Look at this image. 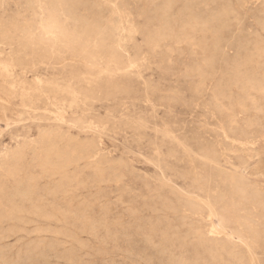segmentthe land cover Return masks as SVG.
Listing matches in <instances>:
<instances>
[{
  "label": "rangeland",
  "instance_id": "obj_1",
  "mask_svg": "<svg viewBox=\"0 0 264 264\" xmlns=\"http://www.w3.org/2000/svg\"><path fill=\"white\" fill-rule=\"evenodd\" d=\"M262 51L264 0H0V264H264Z\"/></svg>",
  "mask_w": 264,
  "mask_h": 264
},
{
  "label": "bare ground",
  "instance_id": "obj_2",
  "mask_svg": "<svg viewBox=\"0 0 264 264\" xmlns=\"http://www.w3.org/2000/svg\"><path fill=\"white\" fill-rule=\"evenodd\" d=\"M23 1H24V0H23ZM60 1H61V0H60ZM68 1H69V0H68ZM149 1H150V0H149ZM152 1H153V0H152ZM192 1H193V0H192ZM195 1H196V0H195ZM211 1H212V0H211ZM14 2H15V1H14ZM156 2H157V1H156ZM34 3H35V2H34ZM153 3H154V2H153ZM153 3H151V4H153ZM42 4H43V3H42ZM48 4H49V3H48ZM51 4H52V3H51ZM82 4H84V3H82ZM167 4H168V3H167ZM167 4H166V5H167ZM185 4H186V2H185ZM198 4H199V3H198ZM226 4H227V2H226ZM228 4H229V3H228ZM31 5H32V4H31ZM57 5H59V4H57ZM67 5H68V4H67ZM163 5H164V4H163ZM168 5H169V4H168ZM172 5H173V4H172ZM202 5H203V4H202ZM76 6H77V5H76ZM85 6H87V5H85ZM93 6H94V5H93ZM99 6H101V5H99ZM175 6H176V5H175ZM186 6H187V5H186ZM229 6H230V5H229ZM68 7H69V6H68ZM72 7H73V6H72ZM158 7H160V6H158ZM173 7H174V6H173ZM173 7H172V9H173ZM187 7H188V6H187ZM53 8H54V6H53ZM70 8H71V7H70ZM91 8H92V6H91ZM102 8H103V7H102ZM162 8H163V10H164V6H163ZM165 8H166V6H165ZM167 8H168V7H167ZM196 8H197V7H196ZM196 8H195V9H196ZM227 8H228V7H227ZM23 9H24V8H23ZM34 9H35V8H34ZM72 9H74V8H72ZM169 9H170V8H169ZM172 9H171V10H172ZM201 9H202V8H201ZM32 10H33V9H31V11H32ZM89 10H90V8H89ZM161 10H162V9H161ZM187 10H188V9H187ZM59 11H61V10L59 9ZM66 11H67V9H66ZM68 11H69V10H68ZM77 11H78V10H77ZM86 11L88 12L87 9H86ZM100 11H102V10L100 9ZM149 11H150V10H149ZM164 11H165V10H164ZM164 11H163V12L161 11V12H162L161 17H163V15H164L165 12H167V11L169 12L168 9H167L165 12H164ZM192 11H193V10H192ZM196 11H197V10H196ZM204 11H205V10H204ZM32 12H33V11H32ZM82 12H83V11H82ZM84 12H85V11H84ZM91 12H92V11H91ZM93 12H94V11H93ZM97 12H98V11H97ZM114 12H115V11H114ZM200 12H201V11H200ZM214 12H215V11H214ZM223 12H224V10H223ZM21 13H22V12H21ZM70 13H71V12H70ZM141 13H142V12H141ZM151 13H152V12H151ZM180 13H181V12H180ZM186 13H187V12H186ZM190 13H191V12H190ZM44 14H45V13H44ZM80 14H82V13H80ZM115 14H116V13H115ZM117 14H118V13H117ZM168 14H169V13H168ZM41 15H42V14H41ZM46 15H47V14H46ZM165 15H166V14H165ZM189 15H190V14H189ZM228 15H229V14H228ZM24 16H25V15H24ZM27 16H28V15H27ZM50 16H51V14H50ZM64 16H65V15H64ZM91 16H93V15H91ZM151 16H152V15H151ZM180 16H181V15H180ZM195 16H197V15H195ZM212 16H213V15H212ZM219 16H220V15H219ZM235 16H236V15H235ZM62 17H63V16H62ZM164 17H165V16H164ZM166 17H167V15H166ZM209 17H210V16H209ZM35 18H36V17H35ZM63 18H64V17H63ZM87 18H88V17H87ZM94 18H95V17H94ZM122 18H123V17H122ZM128 18H129V16H128ZM159 18H160V17H159ZM189 18H190V17H189ZM203 18H204V17H203ZM210 18H211V17H210ZM210 18H208V20H209ZM227 18H228V17H227ZM70 19H71V18H70ZM81 19H82V18H81ZM85 19H86V18H85ZM92 19H93V18H92ZM161 19H162V18H161ZM168 19H169V18H168ZM194 19H195V18H194ZM194 19H193L192 23H194ZM197 19H199V18H196V22H197ZM217 19H218V18H217ZM4 20H5V19H4ZM17 20H18V19H17ZM75 20H76V19H75ZM79 20H80V19H79ZM124 20H125V19H124ZM169 20H170V19H169ZM185 20H186V19H185ZM199 20H200V19H199ZM201 20H202V19H201ZM201 20H200V21H201ZM5 21H6V20H5ZM14 21H15V20H14ZM70 21H71V20H70ZM83 21H84V20H83ZM99 21L101 22V19H100ZM153 21H154V20H153ZM189 21H191V20H189ZM189 21L187 20V22H189ZM209 21H210V20H209ZM211 21H212V20H211ZM226 21H227V20H226ZM34 22H35V21H34ZM42 22H43V21H42ZM75 22H76V21H75ZM117 22H118V21H117ZM198 22H199V21H198ZM198 22H197V23H198ZM258 22H259V21H258ZM47 23H48V22H47ZM69 23H70V22H69ZM73 23H74V21H73ZM86 23H87V20H86ZM98 23H99V22H98ZM101 23H102V22H101ZM173 23H174V22H173ZM190 23H191V22H190ZM190 23H189V24H190ZM201 23H202V22H201ZM203 23H204V22H203ZM208 23H209V22H208ZM208 23H207V24H208ZM219 23H220V21H219ZM219 23H218V24H219ZM71 24H72V22H71ZM82 24H83V23H82ZM84 24H85V23H84ZM182 24H184V23H182ZM195 24H196V23H195ZM205 24H206V22H205ZM26 25H27V24H26ZM44 25H45V24H44ZM65 25H66V24H65ZM74 25H75V24H74ZM77 25H78V23H77ZM88 25H89V24H88ZM88 25H87V26H88ZM91 25H92V24H91ZM170 25H171V24H170ZM196 25H197V24H196ZM208 25H209V24H208ZM214 25H215V24H214ZM216 25H217V24H216ZM221 25H222V24H220V26H221ZM227 25H228V24H227ZM229 25H230V24H229ZM257 25H258V24H257ZM261 25H262V24H261ZM24 26H25V25H24ZM24 26H23V27H24ZM67 26H68V25H67ZM104 26H105V25H104ZM125 26H126V25H125ZM183 26H185V25H183ZM191 26L194 27L193 25H190V26L188 25V27H191ZM202 26H203V24H202ZM205 26H206V25H205ZM217 26H218V25H217ZM223 26H224V25H223ZM258 26H259V25H258ZM60 27H61V25H60ZM62 27H63V26H62ZM68 27H69V26H68ZM72 27H73V25H72ZM93 27H94V26H93ZM107 27H108V26H107ZM154 27H155V26H154ZM178 27H180V26H178ZM181 27H182V25H181ZM185 27H187V26H185ZM185 27H183V28H185ZM196 27H197V26H196ZM206 27H207V26H206ZM206 27H205V28H206ZM210 27H211V26H210ZM33 28H34V27H33ZM66 28H67V27H66ZM70 28H71V27H70ZM104 28H105V27H104ZM151 28H152V27H151ZM183 28H182V30H183ZM197 28H198V27H197ZM197 28H195L196 30H194V32L197 31ZM208 28H209V27H208ZM208 28H207V29H208ZM218 28L220 29L219 26H218ZM228 28H229V27H228ZM257 28H258V27H257ZM260 28H261V27H260ZM47 29H48V28H47ZM63 29H64V28H62L61 30L63 31ZM101 29H103V28H101ZM167 29H168V28H167ZM192 29H193V28H190V29H187V30H192ZM207 29H206V30H207ZM219 29H218V30H219ZM229 29H230V28H229ZM61 30H59V32H60ZM72 30H73V29H72ZM72 30H71V31H72ZM104 30H105V29H104ZM104 30H103V31H104ZM157 30H158V29H157ZM170 30H171V29H170ZM184 30H185V29H184ZM184 30H183V31H184ZM201 30H204V29H201ZM209 30H210V29H208L207 31H209ZM212 30H214V29H212ZM212 30H210V32H211ZM215 30H217V28H215ZM14 31H15V30H14ZM53 31H54V30H53ZM82 31H83V30H82ZM92 31H93V30H92ZM99 31H100V30H99ZM106 31H107V30H106ZM185 31H186V30H185ZM207 31H205V32H207ZM228 31H229V30H228ZM260 31H261V30H260ZM41 32H43V31H41ZM45 32H46V31H45ZM50 32H51V31H50ZM68 32H69V30H68ZM73 32H74V31H73ZM83 32H84V31H83ZM83 32H82V33H83ZM85 32H86V31H85ZM90 32H91V31H90ZM93 32H94V31H93ZM100 32H101V31H100ZM171 32H172V30H171ZM189 32H190V31H189ZM192 32H193V30H192ZM194 32H193V33H194ZM197 32L200 33V32H199V29H198ZM210 32H209V34L211 35ZM214 32H216L217 35H218V32H219V31H218V32H217V31H214ZM57 33H58V32H57ZM65 33H66V32H65ZM98 33H99V32H98ZM98 33H97V34H98ZM142 33H143V32H142ZM180 33L183 34L184 32L181 31ZM193 33H191V34L193 35ZM195 33H196V32H195ZM198 33H197V34H198ZM207 33H208V32H207ZM212 33H213V32H212ZM6 34H7V33H6ZM102 34H103V33H102ZM154 34H155V33H154ZM167 34H168V33H167ZM184 34H185V33H184ZM191 34H190V35H191ZM58 35H59V34H58ZM62 35H63V34H62ZM62 35H61V36H62ZM67 35H68V33H67ZM99 35H100V33H99ZM107 35H108V34H107ZM109 35H111V34H109ZM172 35H173V34H172ZM178 35H179V34H178ZM202 35H203V34H202ZM205 35H206V34H205ZM85 36H86V35H85ZM96 36H98V35H96ZM151 36H152V35H151ZM153 36H154V35H153ZM166 36H167V35H166ZM182 36H183V35H182ZM184 36H186V35H184ZM196 36H197V35H196ZM215 36H216V35L214 34V37H215ZM52 37H53V36H52ZM71 37H72V36H71ZM71 37H70V38H71ZM82 37H83V36H82ZM82 37H81V39H82ZM102 37H103V36H102ZM154 37H155V36H154ZM178 37L182 38L181 36H177L176 38H178ZM212 37H213V35H212ZM216 37H218V36H216ZM93 38H94V37H93ZM158 38H159V37H158ZM164 38H165V37H164ZM180 38H178V39H180ZM183 38H184V37H183ZM185 38H186V37H185ZM196 38H197V37H196ZM218 38H219V37H218ZM218 38H217V39H218ZM26 39H27V38H26ZM66 39H67V38H66ZM100 39H101V38H100ZM106 39H107V38H106ZM188 39H189V38H188ZM212 39H213V38H212ZM221 39H222V38H221ZM227 39H228V38H227ZM227 39H226V40H227ZM235 39H236V38H235ZM60 40H62V39H60ZM70 40H71V39H70ZM83 40H84V39H83ZM86 40H87V39H86ZM91 40H92V39H91ZM97 40H98V39H97ZM175 40H176V39H175ZM215 40H216V38H215ZM215 40H214V41H215ZM224 40H225V39H224ZM228 40H229V39H228ZM92 41H93V40H92ZM147 41H148V40H147ZM167 41H169V40H167ZM181 41H183V40H181ZM219 41H220V40H219ZM15 42H16V41H15ZM62 42H63V41H62ZM93 42H95V41H93ZM174 42H175V41H174ZM217 42H218V41H217ZM217 42H216V43H217ZM230 42H231V41H230ZM35 43H36V42H35ZM65 43H67V41H65ZM88 43H89V42H88ZM100 43H101V42H100ZM100 43H99V44H100ZM109 43H110V42H109ZM159 43H160V42H159ZM184 43H185V42H184ZM206 43H207V42H206ZM220 43H221V42H220ZM232 43H233V42H232ZM254 43H255V42H254ZM261 43H262V42H261ZM74 44H75V43H74ZM93 44H94V43H93ZM95 44H96V42H95ZM151 44H152V43H151ZM200 44H201V43H200ZM204 44H205V43H204ZM212 44H214V42H212ZM212 44H211V45H212ZM217 44H218V43H217ZM70 45H71V42H70ZM181 45H182V44H181ZM183 45H184V44H183ZM194 45H195V44H194ZM215 45H216V44H215ZM224 45H225V44H224ZM241 45H242V44H241ZM245 45H246V44H245ZM248 45H249V44H248ZM250 45H251V44H250ZM108 46H109V44H108ZM147 46H148V45H147ZM151 46H153V45H151ZM216 46H217V45H216ZM220 46H221V45H220ZM260 46H261V45H260ZM34 47H35V46H34ZM69 47H70V46H69ZM72 47H73V46H72ZM92 47H96V46L93 45ZM148 47H149V46H148ZM169 47H170V46H169ZM169 47H168V48H169ZM185 47H186V46H185ZM207 47H208V46H207ZM213 47H214V46H213ZM213 47H212V48H213ZM223 47H224V46H223ZM261 47H262V46H261ZM99 48H101V47H99ZM104 48H105V47H104ZM108 48H109V47H108ZM163 48H164V47H163ZM202 48H203V47H202ZM217 48L220 49L221 47H217ZM228 48H229V47H228ZM238 48H239V47H238ZM247 48H248V47H247ZM262 48H263V47H262ZM4 49H5V48H4ZM71 49H73V48H71ZM136 49H137V48H136ZM199 49H200V48H199ZM241 49H242V48H241ZM250 49H251V48H250ZM155 50H156V49H155ZM170 50H172V49H170ZM193 50H194V49H193ZM212 50H213V49H212ZM93 51H94V50H93ZM177 51H178V50H177ZM189 51H190V50H189ZM210 51H211V50H210ZM216 51H217V50H216ZM238 51H239V50H238ZM255 51H256V50H255ZM67 52H68V51H67ZM175 52H176V51H175ZM217 52H218V51H217ZM253 52H254V51H253ZM262 52H264V51H262ZM170 53H171V52H170ZM208 53H209V52H208ZM210 53H211V52H210ZM250 53H252V52H250ZM260 53H261V52H260ZM114 54H115V53H114ZM122 54H123V53H122ZM126 54H127V53H126ZM159 54H161V53H159ZM164 54H165V52H164ZM176 54H177V53H176ZM178 54H179V53H178ZM195 54H196V53H195ZM211 54H212V53H211ZM257 54H258V53H257ZM162 55H163V54H162ZM220 55H221V54H220ZM255 55H256V54H255ZM84 56H85V55H84ZM151 56H152V55H151ZM224 56H225V55H224ZM252 56H253V55H252ZM155 57H156V56H155ZM163 57H164V56H163ZM166 57H167V56H166ZM214 57H215V56H214ZM120 58H121V57H120ZM169 58H170V57H169ZM237 58H238V57H237ZM239 58H240V57H239ZM251 58H252V57H251ZM7 59H8V57H7ZM140 59H141V58H140ZM195 59H196V58H195ZM212 59H213V58H212ZM214 59H215V58H214ZM241 59H242V58H241ZM241 59H240V60H241ZM244 59H245V58H244ZM246 59H247V58H246ZM260 59H261V58H260ZM203 60H204V59H203ZM223 60H224V59H223ZM228 60H229V59H228ZM230 60H231V59H230ZM230 60H229V61H230ZM13 61H14V60H13ZM61 61H62V60H61ZM111 61H113V60H111ZM119 61H120V60H119ZM208 61H209V60H208ZM229 61H228V62H229ZM253 61H254V60H253ZM17 62H18V61H17ZM59 62H60V61H59ZM69 62H70V61H69ZM199 62H200V61H199ZM203 62H204V61H203ZM209 62H210V61H209ZM225 62H226V61H225ZM239 62H240V61H239ZM0 63H1V62H0ZM77 63H78V62H77ZM229 63H230V62H229ZM237 63H238V61H237ZM246 63H247V61L245 62V64H246ZM259 63H260V62H259ZM207 64H208V63H207ZM216 64H217V63H216ZM216 64H215V65H216ZM224 64H225V63H224ZM233 64H234V61H233ZM23 65H24V64H23ZM202 65H203V64H202ZM229 65H230V64H229ZM243 65H244V64H243ZM205 66H206V65H205ZM227 66H228V65H227ZM37 67H38V66H37ZM194 67H195V66H194ZM229 67H230V66H229ZM236 67H237V66H236ZM245 67H246V66H245ZM133 68H134V67H133ZM209 68H210V67H209ZM224 68H226V67H224ZM238 68H239V67H238ZM227 69H228V68H227ZM240 69H241V67H240L239 69H237V70L235 69V71H236V72L239 71V74H240ZM192 70H193V69H192ZM247 70H248V69H247ZM258 70H259V69H258ZM190 71H191V70H190ZM199 71H200V70H199ZM261 71H263V70H261ZM210 72H211V71H210ZM245 72H246V71H245ZM116 73H117V72H116ZM126 73H127V72H126ZM220 73H221V72H220ZM67 74H68V73H67ZM203 74H204V73H203ZM212 74H213V73H212ZM212 74H211V76H212ZM221 74H222V73H221ZM231 74H232V73H231ZM239 74H238V75H239ZM252 74H253V73H252ZM200 75H201V73H200ZM235 75H237V74H235ZM238 75H237V78L240 79V78L238 77ZM137 76H138V75H137ZM201 76H202V75H201ZM214 76H215V75H214ZM239 76H240V75H239ZM242 76H243V75H242ZM242 76H241V77H242ZM256 76H257V75H256ZM198 77H199V76H198ZM202 77H203V76H202ZM209 77H210V76H209ZM225 77H227V76H225ZM244 77H245V76H243V78H244ZM246 77H248V76L246 75ZM254 77H255V75H254ZM254 77H253V78H254ZM223 78H224V77H223ZM237 78H236V80H237V82H238L239 80H238ZM250 78H251V77H250ZM253 78H252V79H253ZM255 78H256V77H255ZM220 79H221V77H220ZM245 79H246V78H245ZM245 79H243V80H245ZM202 80H203V79H202ZM202 80H201V81H202ZM206 80H207V79H206ZM241 80H242V79H241ZM246 80L248 81L249 79H246ZM70 81H71V80H70ZM82 81H83V80H82ZM195 81H197V80H195ZM247 81H244V82H247ZM251 81H252V80H251ZM251 81H250V84H251L252 82H254L255 80H253L252 82H251ZM229 82L231 83V81H229ZM235 82H236V81H235ZM244 82H243V83H244ZM255 82H256V81H255ZM258 82H259V80H258ZM86 83H87V82H86ZM230 83H229V84H230ZM241 83H242V82H240V84H241ZM263 83H264V82H263ZM233 84H234V83H233ZM236 84L238 85V83H236ZM247 84H249V82H248ZM247 84H246V85H247ZM250 84H249V85H250ZM253 84H254V83H253ZM255 84H256L255 86H257V83H255ZM259 84H260V83H259ZM261 84H262V82H261ZM54 85H55V84H54ZM240 86L244 87L245 85H240ZM253 86H254V85H253ZM37 87H38V86H37ZM205 87H206V86H205ZM223 87H224V86H223ZM245 87H246V86H245ZM245 87H244V88H245ZM247 87H251V86H247ZM247 87H246L244 90H246ZM258 87H259V85L257 86V88H258ZM24 88H25V87H24ZM192 88H193V87H192ZM238 88H239V87H238ZM251 88H252V87H251ZM257 88H256V89H257ZM260 88H261V87H260ZM260 88H259V89H260ZM221 89H222V88H221ZM240 89H241V88H240ZM240 89H239V90H240ZM254 89H255V87H254ZM256 89H255V91H256ZM95 90H96V89H95ZM192 90H193V89H192ZM211 90H212V89H211ZM219 90H220V89H219ZM225 90H226V89H225ZM242 90H243V88H242ZM251 90H253V89H251ZM82 91H83V90H82ZM198 91H199V90H198ZM230 91H231V90H230ZM246 91H247V90H246ZM257 91H258V90H257ZM199 92H200V91H199ZM201 92H202V91H201ZM247 92H248V91H247ZM225 93H226V92H225ZM223 94H224V93H223ZM223 94H222V95H223ZM231 94H232V93H231ZM247 94H248V93H247ZM89 95H90V94H89ZM126 95H127V94H126ZM200 95H201V94H200ZM204 95H205V94H204ZM218 95H219V94H218ZM222 95H221V96H222ZM59 96H60V95H59ZM216 96H217V95H216ZM225 96H226V95H225ZM225 96H224V97H225ZM246 96H247V95H246ZM254 96H255V95H254ZM197 97H198V96H197ZM209 97H210V96H209ZM218 97H219V96H218ZM233 97H234V96H233ZM236 97H237V96H236ZM258 97H259V96H258ZM242 98H244V97H242ZM56 99H57V98H56ZM228 99H229V98H228ZM210 100H211V99H210ZM233 100H234V99H233ZM240 100H241V99H240ZM254 100H255V99H254ZM244 102H245V101H244ZM242 103H243V102H242ZM231 104H232V103H231ZM207 105H208V104H207ZM246 105H247V104H245L244 106H246ZM250 105H251V104H250ZM211 106H212V105H211ZM211 106H210V107H211ZM217 106H218V105H217ZM228 106H229V105H228ZM221 107H224V106H221ZM234 108H235V107H234ZM80 109H81V108H80ZM253 109H254V108H253ZM214 110H215V109H214ZM229 111H230V110H229ZM212 112H213V111H212ZM231 113H232V112H231ZM247 113H248V111H247ZM215 114H216V113H215ZM228 114H229V112H228ZM224 115H225V114H224ZM247 116H248V115H247ZM230 117H231V116H230ZM59 118H60V117H59ZM227 118H228V117H227ZM244 118H245V117H244ZM246 118H247V117H246ZM38 119H39V118H38ZM261 119H262V118H261ZM263 119H264V118H263ZM230 121H231V120H230ZM232 123H233V122H232ZM225 124H226V123H225ZM256 124H257V123H256ZM91 125H92V124H91ZM237 127H238V126H237ZM257 128H258V127H257ZM48 130H49V129H48ZM228 131H229V130H228ZM60 134H61V133H60ZM168 137H169V136H168ZM48 139H49V138H48ZM244 139H245V138H244ZM35 141H37V140L35 139ZM47 141H48V140H47ZM91 141H92V140H91ZM38 142H39V141H38ZM40 143H41V142H40ZM89 143H90V142H89ZM33 144H34V143H33ZM33 144H32V145H33ZM51 144H52V143H51ZM90 144H91V143H90ZM92 144H94V143H92ZM40 145H41V144H40ZM49 145H50V144H49ZM86 145H87V144H86ZM19 146H20V145H19ZM75 146H76V145H75ZM87 147H88V146H87ZM240 147H241V146H240ZM40 148H41V147H40ZM42 148H43V147H42ZM42 148H41V149H42ZM65 148H66V147H65ZM94 148H95V147H94ZM227 148H228V147H227ZM246 148H247V147H246ZM14 150H15V149H14ZM22 150H23V149H22ZM33 150H34V148H33ZM39 150H40V149H39ZM44 150H45V149H44ZM51 150H52V149H51ZM54 150H56V149H54ZM97 150H98V149H97ZM228 150H229V149H228ZM12 152H13V151H12ZM48 152H49V150H48ZM55 152H56V151H55ZM199 152H200V151H199ZM16 153H17V152H16ZM44 153H45V151H44ZM68 153H69V152H68ZM89 153H90V152H89ZM94 153H96V152H94ZM188 153H189V152H188ZM90 154H91V153H90ZM199 154H200V153H199ZM210 154H211V153H210ZM51 155H52V154H51ZM51 155H50V156H51ZM56 155H57V154H56ZM88 155H89V154H88ZM92 155H93V154H92ZM102 155H103V154H102ZM207 155H208V154H207ZM211 155H212V154H211ZM211 155H210V156H211ZM213 155H214V154H213ZM74 156H75V155H74ZM103 156H104V155H103ZM9 157H10V155H9ZM45 157H46V156H45ZM55 157H56V156H55ZM10 158H11V157H10ZM15 158H16V157H15ZM31 158H32V157H31ZM35 158H36V157H35ZM35 158H34V159H35ZM47 158H48V156H47ZM205 158H206V156H205ZM32 159H33V158H32ZM12 160H13V159H12ZM18 160H19V159H18ZM47 160H48V159H47ZM214 160H215V159H214ZM216 160H217V159H216ZM9 161H10V160H9ZM13 161H14V160H13ZM20 161H21V160H20ZM30 161H31V160H30ZM33 161H34V160H33ZM45 161H46V160H45ZM45 161H44V162H45ZM90 161H92V160H90ZM90 161H89V162H90ZM95 161H96V160H95ZM98 161H99V160H98ZM188 161H189V160H188ZM188 161H187V162H188ZM239 161H240V160H239ZM243 161H244V160H243ZM40 162H41V161H40ZM46 162H48V161H46ZM87 162H88V161H87ZM108 162H109V161H108ZM29 163H30V162H29ZM53 163H54V162H53ZM68 163H69V162H68ZM76 163H77V162H76ZM78 163H79V162H78ZM215 163L217 164V162H215ZM8 164H9V163H8ZM99 164H100V163H99ZM213 164H214V162H213ZM213 164H211V165H213ZM19 165H20V164H19ZM60 165H61V164H59V166H60ZM86 165H87V164H86ZM110 165H111V164H110ZM112 165H113V164H112ZM117 165H118V164H117ZM32 166H33V165H32ZM55 166H56V165H55ZM227 166H228V165H227ZM229 166H230V165H229ZM245 166H246V165H245ZM17 167H18V166H17ZM37 167H38V166H37ZM51 167H52V166H51ZM92 167H93V166H92ZM216 167H218V166H216ZM63 168H65V166H64ZM87 168H88V167H87ZM110 168H111V166H110ZM208 168H209V167H208ZM211 168L214 169V166H212ZM219 168H220V167H219ZM233 168H234V167H233ZM235 168H236V167H235ZM19 169H20V168H19ZM22 169H23V168H22ZM55 169H56V168H55ZM76 169H77V168H76ZM46 170H47V169H46ZM61 170H62V169H61ZM73 170H74V169H73ZM99 170H100V169H99ZM28 171H29V170H28ZM54 171L56 172V170H54ZM57 171H59V170H57ZM103 171H104V170H103ZM215 171L217 172V171H219V170H216V169H215ZM50 172H51V170H50ZM52 172H53V171H52ZM52 172H51L50 174H52ZM63 172H64V170H63ZM198 172H199V171H198ZM216 172H215V174H216ZM221 172H222V171H221ZM57 173L60 174V172H57ZM64 173H65V172H64ZM77 173H78V172H77ZM5 174H6V173H5ZM32 174H33V173H32ZM53 174H55V173H53ZM59 174H56V176L59 175ZM223 174H224V172H223ZM26 175H27V174H26ZM33 175H34V174H33ZM217 175H218V173H217ZM217 175H216V180H217ZM219 175H220V174H219ZM221 175H222V173H221ZM226 175H227V174H226ZM63 176H64V175H63ZM73 176H74V175H73ZM88 176H89V175H88ZM96 176H97V174H96ZM101 176H102V175H101ZM223 176H224V175H223ZM223 176H222V177H223ZM227 176H228V175H227ZM232 176H233V175H232ZM48 177H49V176H48ZM52 177H53V176H52ZM60 177H61V175H60ZM115 177H116V176H115ZM229 177H230V176H229ZM4 178H5V177H4ZM86 178H87V177H86ZM94 178H95V177H94ZM112 178H113V177H112ZM234 178H235V177H234ZM234 178H231V179L233 180ZM52 179H54V177H53ZM87 179H88V178H87ZM113 179H114V178H113ZM182 179H183V178H182ZM225 179H226V178H225ZM225 179H223V180L221 179V180L224 181ZM227 179H228V178H227ZM17 180H18V179H17ZM22 180H23V179H22ZM64 180H65V179H64ZM64 180H63V181H64ZM114 180H116V179H114ZM205 180H206V179H205ZM232 180H231V181H232ZM34 181H35V180H34ZM52 181H54V180H52ZM74 181H75V180H74ZM74 181H73V182H74ZM91 181H92V180H91ZM101 181H102V180H101ZM107 181H108V179H107ZM192 181H193V180H192ZM197 181H198V180H197ZM217 181H218V180H217ZM217 181H216V182H217ZM219 181H220V180H219ZM229 181H230V180H229ZM233 181H234V180H233ZM233 181H232V184H233ZM241 181H242V180H241ZM82 182H83V181H82ZM201 182H202V181H201ZM220 182H221V181H220ZM234 182H235V181H234ZM238 182H239V181H238ZM245 182H246V181H245ZM17 183H18V182H17ZM23 183H24V182H23ZM25 183H26V182H25ZM100 183H101V182H100ZM236 183H237V180H236ZM236 183H235V184H236ZM239 183H240V182H239ZM8 184H9V183H8ZM37 184H38V183H37ZM67 184H68V183H67ZM224 184H225V183H224ZM237 184H238V183H237ZM39 185H40V184H39ZM77 185H78V184H77ZM162 185H163V184H162ZM226 185H227V183L225 184V187H226ZM229 185H230V184H229ZM229 185H228V186H229ZM240 185H242V184H240ZM240 185H238V186L241 187ZM16 186H17V185H16ZM223 186H224V185H223ZM223 186H222V187H223ZM228 186L226 187L227 190H228ZM230 186L232 187V185H230ZM236 186H237V185H236ZM23 187H24V186H23ZM205 187H206V186H205ZM233 187L235 188V186H233ZM251 187H252V186H251ZM10 188H11V187H10ZM17 188H18V187H17ZM27 188H28V187H27ZM31 188H32V187H31ZM188 188H189V187H188ZM223 188H224V187H223ZM226 188H225V189H226ZM229 188H230V187H229ZM236 188H238V187H236ZM255 188H256V187H255ZM68 189H69V188H68ZM196 189H197V188H196ZM238 189H240V188H238ZM250 189H251V188H250ZM15 190H16V189H15ZM45 190H46V189H45ZM227 190H226V191H227ZM261 190H262V189H261ZM21 191H22V190H21ZM53 191H54V190H53ZM238 191H239V190H238ZM251 191H252V190H251ZM49 192H50V190H49ZM57 192L60 193L58 190H57ZM68 192H69V191H68ZM239 192H240V191H239ZM247 192H249V190H248ZM22 193H23V192H21V195H22ZM47 193H48V192H47ZM55 193H56V191H55ZM58 193H57V194H58ZM224 193H225V192H224ZM232 193H234V192L232 191ZM232 193H230V194H232ZM235 193H236V192H235ZM235 193H234V194H235ZM240 193H241V192H240ZM240 193H239V194H240ZM254 193H255V192H254ZM258 193H259V192H258ZM260 193H261V192H260ZM29 194H30V192H29ZM63 194H64V193H63ZM65 194H66V193H65ZM176 194H177V193H176ZM244 194H245V193H244ZM248 194H249V193H248ZM27 195H28V194H27ZM254 195H256V194H254ZM36 196H37V195H36ZM53 196H54V195H53ZM226 196H227V195H226ZM246 196H247V195H246ZM246 196H245V197H246ZM248 196L250 197V195H248ZM21 197H22V196H21ZM39 197H40V196H39ZM173 197H174V195H173ZM221 197H222V196H221ZM233 197H234V196H232V200L235 198V197H234V198H233ZM255 197H256V196H255ZM1 198H2V197H1ZM25 198L28 199L27 197H25ZM189 198H190V197H189ZM219 198H220V196H219ZM10 199H11V198H10ZM23 199H24V198H23ZM29 199H30V197H29ZM33 199H34V198H33ZM36 199H37V198H36ZM223 199H224V198H223ZM235 199H236V198H235ZM239 199H240V198H239ZM4 200H5V199H4ZM14 200H16V199H14ZM34 200H35V199H34ZM37 200H38V199H37ZM191 200H192V199H191ZM197 200H198V199H197ZM220 200H221V198H220ZM236 200H237V199H236ZM240 200H241V199H240ZM242 200H243V199H242ZM246 200H247V199H246ZM24 201H25V200H24ZM30 201H31V200H30ZM224 201H225V200H224ZM224 201H222V203H224ZM243 201H244V203H243V202H242V203L246 206L247 203L245 204V200H243ZM260 201H261V200H260ZM262 201H263V200H262ZM28 202H29V201H28ZM38 202H39V201H38ZM159 202H160V201H159ZM166 202H167V201H166ZM196 202H197V201H196ZM220 202H221V201H220ZM225 202H226V204H227V201H225ZM228 202H229V201H228ZM237 202H238V201H236V203H237ZM239 202H240L239 204H242L241 201H239ZM252 202H253V200H252ZM22 203H23V202H22ZM26 203H27V200H26ZM161 203H162V202H161ZM202 203H203V202H202ZM30 204H31V203H30ZM168 204H169V203H168ZM234 204H235V203H234ZM149 205H150V204H149ZM171 205H172V204H171ZM179 205H180V204H179ZM189 205H190V204H189ZM195 205H196V204H194V206H195ZM237 205H238V204H237ZM247 205H249V204H247ZM250 205H251V204H250ZM254 205H255V204H254ZM29 206H30V205H29ZM41 206H42V205H41ZM161 206H162V205H161ZM190 206H191V205H190ZM197 206H198V205H196V208H198ZM212 206H213V205H212ZM221 206H222V205H221ZM241 206H242V205H241ZM241 206H240V207H241ZM255 206H256V205H255ZM16 207H17V206H16ZM23 207H24V206H23ZM32 207H33V206H32ZM34 207H35V206H34ZM34 207H33V208H34ZM38 207H39V206H38ZM79 207H80V206H79ZM224 207H225V206H224ZM231 207H233V206H231ZM234 207H235V206H234ZM247 207H248V206H247ZM251 207H253V205H252ZM30 208H31V207H30ZM165 208H166V207H165ZM191 208H192V207H191ZM200 208H201V207H200ZM207 208H208V207H207ZM209 208H210V207H209ZM214 208H215V207H214ZM242 208H244V207H242ZM255 208H256V207H255ZM41 209H42V208H41ZM51 209H52V208H51ZM53 209H54V208H53ZM154 209H155V208H154ZM171 209H172V208H171ZM233 209H234V208H233ZM77 210H78V209H77ZM163 210H164V209H163ZM190 210H191V209H190ZM198 210H199V209H198ZM200 210H201V209H200ZM216 210H217V209H216ZM244 210H245V208H244ZM244 210H243V211H244ZM11 211H12V210H11ZM32 211H33V209H32ZM37 211H38V209H37ZM37 211H36V212H37ZM40 211H42V210H40ZM40 211H39V212H40ZM192 211H193V209H192ZM192 211H191V212H192ZM210 211H211V210H210ZM237 211H239V210H237ZM246 211H247V210H246ZM250 211H251V210H250ZM253 211H254V210H253ZM39 212H38V213H39ZM45 212H46V211H45ZM163 212H164V211H163ZM171 212H172V211H171ZM222 212H223V211H222ZM240 212H241V211H240ZM8 213H9V212H8ZM34 213H35V210H34ZM38 213H36V214L38 215ZM51 213H52V212H51ZM62 213H63V212H62ZM193 213H194V212H193ZM196 213H197V212H196ZM210 213H211V212H210ZM227 213H228V212H227ZM227 213H226V214H227ZM229 213H230V212H229ZM19 214H20V213H19ZM26 214H27V213H26ZM41 214H42V213H41ZM47 214H49V213H47ZM66 214H68V213H66ZM69 214H70V213H69ZM76 214H77V213H76ZM76 214H75V215H76ZM167 214H168V213H167ZM173 214H174V213H173ZM215 214H216V212L214 213V215H215ZM217 214H218V213H217ZM235 214H236V213H235ZM243 214H244V213H243ZM245 214H246V213H245ZM253 214H254V213H253ZM24 215H25V214H24ZM32 215H33V213H32ZM45 215H46V214H45ZM45 215H44V216H45ZM59 215H60V214H59ZM84 215H85V214H84ZM198 215H199V214H198ZM238 215H239V214H237V217H238ZM12 216H13V215H12ZM25 216H26V215H25ZM25 216H24V217H25ZM53 216H54V215H53ZM68 216H69V215H68ZM70 216H71V215H70ZM208 216H209V215H208ZM248 216H249V215H248ZM6 217H7V216H6ZM27 217H28V216H27ZM36 217H38V216H36ZM39 217H42V215H41V216L39 215ZM39 217H38V218H39ZM211 217H212V216H211ZM215 217H216V216H215ZM215 217H214V218H215ZM235 217H236V216H235ZM235 217H234V218H235ZM240 217H241V215H240ZM249 217H250V216H249ZM251 217H252V216H251ZM42 218L44 219V217H42ZM61 218H62V216H61ZM79 218H80V217H79ZM242 218H244L243 215H242ZM64 219H65V218H64ZM70 219H71V218H70ZM74 219H75V218H74ZM158 219H159V218H158ZM238 219H240V218H238ZM246 219H247V217H246ZM246 219H244L245 222L248 221V220H246ZM249 219H250V218H249ZM251 219H252V218H251ZM22 220H23V219H22ZM56 220H57V219H56ZM84 220H85V219H84ZM84 220H83V221H84ZM217 220H218V219H216V221H217ZM227 220H230V219H227ZM242 220H243V219H242ZM16 221H17V220H16ZM251 221H252V220H251ZM24 222H25V221H24ZM67 222H68V221H67ZM182 222H183V221H182ZM213 222H214V221H213ZM89 223H90V222H89ZM165 223H166V222H165ZM217 223H218V225L220 224V223H219V220L217 221ZM217 223H216V224H217ZM226 223H227V222H226ZM239 223H240V222H239ZM243 223H244V222H243ZM249 223H252V222L249 221ZM83 224H84V223H83ZM198 224H199V223H198ZM213 224H215V223H213ZM247 224H248V223H247ZM247 224H246V226H247ZM87 225H88V224H87ZM188 225H189V224H188ZM190 225H191V224H190ZM249 225H251V224H249ZM69 226H70V225H69ZM158 226H159V225H158ZM212 226H213V225H212ZM216 226H217V225H216ZM216 226H214V227L216 228ZM242 226H243V225H242ZM261 226H262V225H261ZM67 227H68V226H67ZM247 227H248V226H247ZM249 227H250V226H249ZM84 228H85V227H84ZM217 228H219V226H218ZM217 228H216V229H217ZM9 229L11 230V227H10ZM18 229H19V227H18ZM60 229H61V228H60ZM88 229H89V228H88ZM150 229H151V227H150ZM188 229H189V228H188ZM213 229H214V228H213ZM245 229H246V228H245ZM250 229H251V228H250ZM255 229H256V228H255ZM255 229H252V230H255ZM93 230H94V229H93ZM218 230H219V229H218ZM16 231H17V230H16ZM50 231H51V230H50ZM196 231H197V230H196ZM212 231H213V230H212ZM214 231H215V230H214ZM216 231H217V230H216ZM48 232H49V230H48ZM65 232H66V231H65ZM82 232H83V231H82ZM247 232H248V231H247ZM57 233H58V232H57ZM67 233H68V232H67ZM70 233H71V232H70ZM192 233H193V232H192ZM192 233H191V234H192ZM214 233H216V232H214ZM251 233L254 234L253 231H251ZM93 234H94V232H93ZM65 235H69V234H65ZM70 235H71V234H70ZM192 235H193V234H192ZM195 235H196V234H195ZM197 235H198V234H197ZM200 235H201V234H200ZM255 235H257V234L255 233ZM58 236H59V235H58ZM186 236H187V235H186ZM202 236H203V235H202ZM250 236H251V235H250ZM252 236H253V235H252ZM258 236H259V235H258ZM144 237H145V236H144ZM211 237H212V236H211ZM254 237H256V236H254ZM254 237H253V238H254ZM67 238H69V237H67ZM198 238H199V237H198ZM203 238H204V236H203ZM253 238H252V239H253ZM258 238H259V237H258ZM199 239H200V238H199ZM71 240H72V238H71ZM183 240H184V239H183ZM186 240H187V239H186ZM197 240H198V239L196 238V242H197ZM202 240H203V239H202ZM205 240H206V238H205ZM210 240H211V239H210ZM212 240H213V239H212ZM253 240H255V238H254ZM257 240H258V239H257ZM192 241H193V240H192ZM203 241H204V240H203ZM215 241H216V239H215ZM255 241H256V240H255ZM196 242H195V244H196ZM201 242H202V241H201ZM208 242H209V241H208ZM212 242H213V241H212ZM216 242H217V241H216ZM216 242H214V244H215ZM218 242H219V241H218ZM197 243H200V242H197ZM202 243H203V242H202ZM260 243H261V242H260ZM187 244H188V243H187ZM195 244H194V246H195ZM209 244H210V242H209ZM214 244H213V245H214ZM216 244H217V243H216ZM216 244H215V246H216ZM240 244H241V243H240ZM242 244H243V243H242ZM197 245H198V244H197ZM210 245H211V244H210ZM210 245H208V246L210 247ZM219 245H220V244H219ZM223 245H224V244H221L220 247H223L224 250H225V246H223ZM225 245H227V244H225ZM243 245H244V244H243ZM46 246H47V245H46ZM48 246H49V245H48ZM51 246H52V245H51ZM211 246H212V245H211ZM215 246H214V247L212 246L211 248H214V249H215V248H216ZM217 246H218V245H217ZM178 247H179V246H178ZM178 247H177V248H178ZM192 247H193V246H192ZM201 247H202V245H201ZM229 247H230V245H229ZM229 247H227V248H229ZM43 248H44V247H43ZM197 248H198V247H197ZM202 248H204V245H203ZM206 248H207V245H206ZM223 248H220V249H222V251H220V252L218 251V252H219V253H221V252L223 253ZM233 248H235V247L233 246ZM245 248H246V250H247V247H245ZM248 248H249V247H248ZM188 249H190V252H191L192 248H187V250H188ZM208 249H209V248H208ZM230 249H232V247H230ZM170 250H171V249H170ZM182 250H183V249H182ZM182 250H181V251H182ZM193 250L196 251L195 249H193ZM197 250H199V249H197ZM202 250H203V249H202ZM204 250H205V249H204ZM206 250H207V249H206ZM216 250H217V248H216ZM216 250H215V251H216ZM226 250L228 251V249H226ZM232 250H233V249H232ZM49 251H50V250H49ZM65 251H66V250H65ZM70 251H72V250H70ZM153 251H154V250H153ZM199 251H200V250H199ZM209 251H210V250H209ZM209 251H208L207 254L211 253V252H209ZM211 251H212V250H211ZM236 251H237V250H236ZM236 251H235V252H236ZM247 251H248V250H247ZM26 252H27V251H26ZM36 252H37V251H36ZM39 252H40V251H39ZM192 252H193V251H192ZM205 252H207V251H205ZM229 252H230V251H229ZM231 252H232V251H231ZM231 252H230V253H231ZM233 252H234V251H233ZM233 252H232V253H233ZM244 252H245V251H244ZM30 253H31V252H30ZM54 253H55V252H54ZM66 253H67V252H66ZM66 253H65V254H66ZM157 253H158V252H157ZM181 253H182V252H181ZM188 253H189V252H188ZM196 253H197V252H196ZM203 253H204V252H203ZM219 253H218V254H219ZM226 253H227V252H226ZM226 253H225V254H226ZM237 253H238V252H237ZM245 253H246V252H245ZM248 253H249V252H248ZM23 254H24V253H23ZM159 254L161 255V253H159ZM185 254H186V253H185ZM190 254H191V253H190ZM197 254H199V253H197ZM211 254H212V253H211ZM211 254H210V255H211ZM215 254H216V253H215ZM223 254H224V253H223ZM233 254H234V253H233ZM233 254H232V255H233ZM239 254H240V253H239ZM239 254H238V256H236L237 258L240 256ZM157 255H158V254H157ZM174 255H175V254H174ZM187 255H188V254H187ZM191 255H192V254H191ZM191 255H190V256H191ZM194 255H195V254H194ZM204 255H205L206 257L208 256V255H206V254H204ZM204 255H203V256H204ZM210 255H209V256H210ZM216 255H217V254H216ZM221 255H222V254H221ZM226 255H227V254H226ZM37 256H38V255H37ZM158 256H159V255H158ZM167 256H168V254H167ZM175 256H176V255H175ZM179 256H182V255L179 254ZM185 256H186V255H185ZM185 256H184V257H185ZM196 256H197V255H196ZM196 256H195V257H196ZM209 256H208V257H209ZM217 256H218V255H217ZM228 256H230V255H228ZM233 256H234V255H233ZM233 256H232V257H233ZM241 256H242V254H241ZM243 256H244V255H243ZM245 256H246V254H245ZM248 256H249V254H248ZM3 257H4V256H3ZM23 257H24V256H23ZM34 257H35V256H34ZM42 257H43V256H42ZM60 257H61V256H60ZM67 257H68V256H67ZM161 257H163V256H161ZM186 257H187V256H186ZM192 257H193V256H192ZM195 257H194V258H195ZM199 257H200V256H199ZM199 257H198V258H199ZM206 257H205V259H206ZM208 257H207V258H208ZM212 257H213V255H212ZM218 257H220V256H218ZM178 258H179V257H177V259H178ZM200 258H201V257H200ZM216 258H217V257H216ZM220 258H221V260H222V256H221ZM227 258H228V257H227ZM237 258H236V260H234V261H237ZM243 258H244V257H243ZM42 259H43V258H42ZM160 259H161V258H160ZM171 259H172V258H171ZM205 259H204V260H205ZM230 259H231V258H230ZM20 260H21V259H20ZM158 260H159V259H158ZM161 260H162V259H161ZM167 260H168V259H167ZM190 260H191V259H190ZM198 260H199V259H198ZM209 260H211V259H209ZM216 260H217V259H216ZM221 260H219V261H221ZM238 260H239V259H238ZM242 260H243V259H242ZM242 260H241V257H240V261H242ZM9 261H10V260H9ZM11 261H12V260H11ZM11 261H10V262H11ZM16 261H17V260H16ZM175 261H176V260H175ZM175 261H173V262H175ZM178 261H179V260H178ZM195 261H196V260H195ZM217 261H218V260H217ZM240 261H239V262H240ZM10 262H9V263H10ZM22 262H23V261H22ZM71 262H72V261H71ZM170 262H171V260H170ZM198 262H199V261H198ZM205 262H206V261H205ZM205 262H204V263H205ZM211 262H212V260H211ZM214 262H215V261H214ZM222 262H223V261H222ZM9 263H8V264H9ZM14 263H15V262H14ZM32 263H33V262H32ZM168 263H169V262H168ZM176 263H177V262H176ZM176 263H174V264H176ZM180 263H181V261H180ZM180 263H179V264H180ZM200 263H201V262H200ZM200 263H199V264H200ZM202 263H203V262H202ZM204 263H203V264H204ZM223 263H224V262H223ZM226 263H228V262H226ZM231 263H233V262L231 261ZM237 263H238V262H237ZM243 263H246V262L243 261ZM4 264H5V263H4ZM177 264H178V263H177ZM194 264H195V262H194ZM207 264H209V263H207ZM213 264H214V263H213ZM220 264H221V262H220ZM238 264H239V263H238ZM246 264H247V263H246Z\"/></svg>",
  "mask_w": 264,
  "mask_h": 264
}]
</instances>
